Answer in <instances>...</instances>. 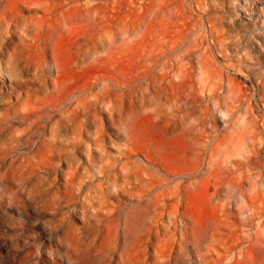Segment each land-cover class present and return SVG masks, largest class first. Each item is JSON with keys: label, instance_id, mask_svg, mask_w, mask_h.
<instances>
[{"label": "rangeland", "instance_id": "374dc122", "mask_svg": "<svg viewBox=\"0 0 264 264\" xmlns=\"http://www.w3.org/2000/svg\"><path fill=\"white\" fill-rule=\"evenodd\" d=\"M56 39L73 95L49 112ZM128 102L195 171L143 168L113 126ZM0 264H264V0H0Z\"/></svg>", "mask_w": 264, "mask_h": 264}, {"label": "bare ground", "instance_id": "6f19581e", "mask_svg": "<svg viewBox=\"0 0 264 264\" xmlns=\"http://www.w3.org/2000/svg\"><path fill=\"white\" fill-rule=\"evenodd\" d=\"M70 14L65 15L64 21L69 22L71 20ZM150 31L146 32V29L141 31V39L145 38ZM161 33H157L156 36H160ZM71 44L67 45L63 50L60 49L59 43L57 39L51 44L49 56L52 60V68L56 73V76L53 78L50 86L51 93H48L46 97V108L47 111L51 112L49 109L51 104L56 105L59 100H64L68 97H72V88L68 87L66 93H54L61 89V78H60V69L61 65L70 64V60L68 57V51L70 50ZM160 60V59H159ZM201 67H205L204 61L200 62ZM199 74L203 75V71L199 69ZM200 86H204V79L200 78ZM226 84L228 88V92L233 90V83L230 79H226ZM201 92V90L199 89ZM53 92V93H52ZM172 97L176 96V94L170 93ZM204 96L206 93H199ZM236 98V96H234ZM177 101H181L180 98L177 97ZM83 100H78L77 103L82 102ZM183 105L185 104L184 100L182 101ZM140 106H144L140 102ZM142 112L137 113L136 107L133 103L128 102L125 106H122L120 109L117 119L113 122V126L121 132L124 137L125 145L128 148L131 154H139L143 156V159L147 164H141L143 168L146 170H150L152 173L156 174V172H163L165 176L176 177L183 176L192 173L191 171H195V168H186L184 165L186 159V153L190 150L187 142L183 140V135H176V143L170 142V140H166V134H160L159 127L157 122V110L154 108H150L149 106L141 107ZM147 110V112H144ZM49 112H47L49 114ZM136 113V114H135ZM49 117L44 116V119H48ZM226 121H223L225 124ZM95 131L94 135L101 133V127L97 124L94 125ZM246 136V132L241 133L240 135H236L234 138L227 139L226 136L220 137L216 142V147L219 148L220 154L222 157V161H232L229 158L236 156V151L238 150V146L244 140ZM217 148V149H218ZM206 149V148H205ZM205 155V154H204ZM230 166H234L233 162H229ZM229 169H225L228 177L219 175L217 173L218 185L219 187H224L223 191H231L236 188V185L233 184L231 167ZM197 168V166H196ZM200 171V170H199ZM197 172V171H196ZM199 173V172H198ZM195 174V173H194ZM163 179H158L157 184H161ZM182 202L188 200L187 194V186L185 185L182 189ZM73 205V204H72Z\"/></svg>", "mask_w": 264, "mask_h": 264}]
</instances>
